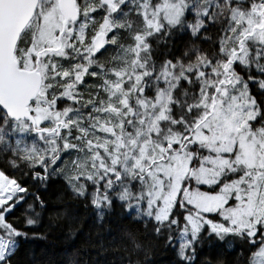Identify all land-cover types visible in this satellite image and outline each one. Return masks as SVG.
<instances>
[{"label":"snow or ice","instance_id":"snow-or-ice-1","mask_svg":"<svg viewBox=\"0 0 264 264\" xmlns=\"http://www.w3.org/2000/svg\"><path fill=\"white\" fill-rule=\"evenodd\" d=\"M56 233L264 264V0H0V264Z\"/></svg>","mask_w":264,"mask_h":264},{"label":"trees","instance_id":"trees-1","mask_svg":"<svg viewBox=\"0 0 264 264\" xmlns=\"http://www.w3.org/2000/svg\"><path fill=\"white\" fill-rule=\"evenodd\" d=\"M78 240L74 245L70 246L59 233L50 236L48 241H38L37 250L42 251L43 258L51 262V264H68L70 253L74 247H78ZM95 255V252L92 253Z\"/></svg>","mask_w":264,"mask_h":264}]
</instances>
